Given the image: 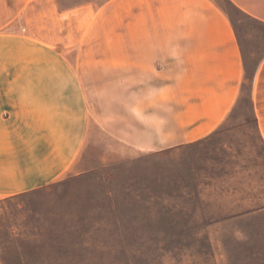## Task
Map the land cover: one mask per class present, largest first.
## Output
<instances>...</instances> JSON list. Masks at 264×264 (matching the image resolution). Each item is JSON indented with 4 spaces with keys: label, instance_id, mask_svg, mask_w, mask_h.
<instances>
[{
    "label": "crops",
    "instance_id": "obj_1",
    "mask_svg": "<svg viewBox=\"0 0 264 264\" xmlns=\"http://www.w3.org/2000/svg\"><path fill=\"white\" fill-rule=\"evenodd\" d=\"M224 1L255 33L219 0H0V199L83 173L96 130L138 153L253 129L251 71L264 144V0Z\"/></svg>",
    "mask_w": 264,
    "mask_h": 264
},
{
    "label": "rangeland",
    "instance_id": "obj_2",
    "mask_svg": "<svg viewBox=\"0 0 264 264\" xmlns=\"http://www.w3.org/2000/svg\"><path fill=\"white\" fill-rule=\"evenodd\" d=\"M219 1L242 34L255 33L251 19ZM252 75L233 111L253 129L138 153L96 130L83 173L0 199V264H264Z\"/></svg>",
    "mask_w": 264,
    "mask_h": 264
}]
</instances>
